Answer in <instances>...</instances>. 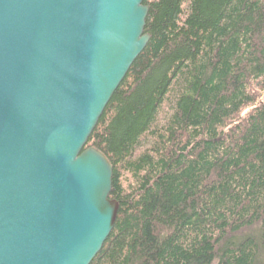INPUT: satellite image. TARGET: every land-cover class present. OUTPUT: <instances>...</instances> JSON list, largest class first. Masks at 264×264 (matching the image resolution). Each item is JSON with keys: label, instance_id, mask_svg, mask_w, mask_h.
Wrapping results in <instances>:
<instances>
[{"label": "trees", "instance_id": "16d2710c", "mask_svg": "<svg viewBox=\"0 0 264 264\" xmlns=\"http://www.w3.org/2000/svg\"><path fill=\"white\" fill-rule=\"evenodd\" d=\"M143 3L150 38L85 144L119 203L90 264H264V0Z\"/></svg>", "mask_w": 264, "mask_h": 264}, {"label": "water", "instance_id": "95a60500", "mask_svg": "<svg viewBox=\"0 0 264 264\" xmlns=\"http://www.w3.org/2000/svg\"><path fill=\"white\" fill-rule=\"evenodd\" d=\"M144 0H0V264H90L112 163L85 147L144 49Z\"/></svg>", "mask_w": 264, "mask_h": 264}, {"label": "rangeland", "instance_id": "374dc122", "mask_svg": "<svg viewBox=\"0 0 264 264\" xmlns=\"http://www.w3.org/2000/svg\"><path fill=\"white\" fill-rule=\"evenodd\" d=\"M246 111H248V109H246V110L242 113V115H243ZM167 113H168V109L164 107V113H163V116H165V114H167Z\"/></svg>", "mask_w": 264, "mask_h": 264}]
</instances>
